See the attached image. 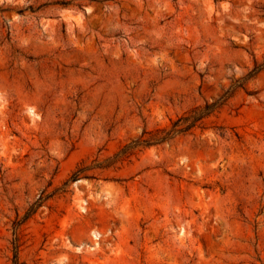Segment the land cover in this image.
I'll list each match as a JSON object with an SVG mask.
<instances>
[{
    "label": "rangeland",
    "instance_id": "1",
    "mask_svg": "<svg viewBox=\"0 0 264 264\" xmlns=\"http://www.w3.org/2000/svg\"><path fill=\"white\" fill-rule=\"evenodd\" d=\"M263 62L264 0H0V264L39 196L19 264H264Z\"/></svg>",
    "mask_w": 264,
    "mask_h": 264
},
{
    "label": "trees",
    "instance_id": "2",
    "mask_svg": "<svg viewBox=\"0 0 264 264\" xmlns=\"http://www.w3.org/2000/svg\"><path fill=\"white\" fill-rule=\"evenodd\" d=\"M264 65L263 64H256L252 70H250L247 75L244 77V80H247L251 78L253 75H255ZM240 86V85H236ZM231 94L229 91H225L218 99L212 101V102H205L202 106H195L181 115L177 116V118L171 122V127L169 129L166 128H158L155 130V132H149V131H143L142 135L138 137L137 139L131 140L128 144L124 145L118 153L115 154L114 160L117 159H123L124 157H127L128 155L132 154V152L138 148L139 146L148 147L150 145L155 144H161L164 143L176 135L185 134L188 131H190L192 128H194L196 125H198L205 117L212 114L214 111L219 109V107L227 100V98ZM149 134L148 137H143L144 134ZM223 134V133H221ZM107 166V165H106ZM94 167H104L102 165H94V166H80L77 167L75 171H73L71 177L69 180H76L79 179V176L85 172L86 170H89L90 168ZM46 199V197L39 196L38 199H36L30 206L28 207L26 213L21 219H17L14 222L13 226V259L12 264H19L17 261V251H18V241H19V235H18V227L19 225L27 219L29 216H31L36 209L41 205V203Z\"/></svg>",
    "mask_w": 264,
    "mask_h": 264
}]
</instances>
